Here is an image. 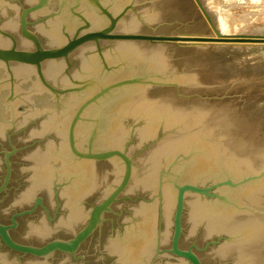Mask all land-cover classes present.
<instances>
[{
    "label": "water",
    "instance_id": "obj_1",
    "mask_svg": "<svg viewBox=\"0 0 264 264\" xmlns=\"http://www.w3.org/2000/svg\"><path fill=\"white\" fill-rule=\"evenodd\" d=\"M217 46L264 38L192 0H0V264H264V132Z\"/></svg>",
    "mask_w": 264,
    "mask_h": 264
},
{
    "label": "rangeland",
    "instance_id": "obj_2",
    "mask_svg": "<svg viewBox=\"0 0 264 264\" xmlns=\"http://www.w3.org/2000/svg\"><path fill=\"white\" fill-rule=\"evenodd\" d=\"M192 2L213 37L264 38V0ZM216 52L233 101L264 132V47L217 46Z\"/></svg>",
    "mask_w": 264,
    "mask_h": 264
},
{
    "label": "flooded vegetation",
    "instance_id": "obj_3",
    "mask_svg": "<svg viewBox=\"0 0 264 264\" xmlns=\"http://www.w3.org/2000/svg\"><path fill=\"white\" fill-rule=\"evenodd\" d=\"M9 77H11L10 74H9ZM12 149H13V148H11L10 151H4V152L2 153V154H3V167H4V173H3V176H2L1 182H2L3 177H4V174H5V162H4L5 153H10V152L12 151ZM13 150H14V149H13ZM14 153H15V150H14ZM14 153H13V155H14ZM13 155L9 158L10 166H11V159H12ZM9 180H10V179H9ZM1 182H0V184H1ZM28 246H30V245H28ZM33 247H34V246H33ZM40 247H41V246H40Z\"/></svg>",
    "mask_w": 264,
    "mask_h": 264
},
{
    "label": "bare ground",
    "instance_id": "obj_4",
    "mask_svg": "<svg viewBox=\"0 0 264 264\" xmlns=\"http://www.w3.org/2000/svg\"><path fill=\"white\" fill-rule=\"evenodd\" d=\"M242 1V0H241ZM229 15V14H228ZM228 17V16H227ZM221 22H223V21H221ZM230 26V25H229ZM227 29V28H226ZM228 31V30H227Z\"/></svg>",
    "mask_w": 264,
    "mask_h": 264
}]
</instances>
